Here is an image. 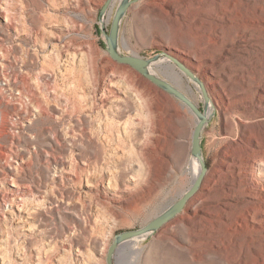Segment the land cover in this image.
<instances>
[{"label":"rangeland","instance_id":"374dc122","mask_svg":"<svg viewBox=\"0 0 264 264\" xmlns=\"http://www.w3.org/2000/svg\"><path fill=\"white\" fill-rule=\"evenodd\" d=\"M107 1L0 0V264H107L118 233L145 227L192 186L198 120L109 55ZM120 2L106 15L108 32ZM120 51L170 54L216 108L202 141L211 196L197 206L192 197L116 263L264 264V221L237 227L249 209L239 196L215 207L233 181L225 153L264 157V0H141L123 20ZM168 62L175 70L160 77L193 87L188 97L204 110L199 86Z\"/></svg>","mask_w":264,"mask_h":264},{"label":"water","instance_id":"95a60500","mask_svg":"<svg viewBox=\"0 0 264 264\" xmlns=\"http://www.w3.org/2000/svg\"><path fill=\"white\" fill-rule=\"evenodd\" d=\"M113 1L114 0H108L100 14L101 29L106 40L107 52L115 61L131 66L158 88L178 99L191 111L194 116H196L198 122L192 137V157L197 161L200 167V173L196 180L193 182L191 188L179 200H177L167 210L161 213L145 227L137 230H128L118 233L108 250L107 264H117L116 257L123 245L142 237L151 236L157 233L166 224L174 220L179 214L183 212L190 199L194 197L200 190L208 172V167L204 158V151L202 146L203 131L206 125L211 120V117H208L206 115L207 107L211 99L208 95L205 85L189 68H187L178 59L165 52L149 59L138 56L124 55L121 53L120 37L123 20L130 7L141 0H121L119 6L116 9L110 31L108 32L106 30V24L104 22ZM162 58H167L171 62H173L184 75H186L190 80H192L199 86L205 101L204 110H201L192 100H190L188 96H186L182 91L176 88L172 83L152 73L151 67Z\"/></svg>","mask_w":264,"mask_h":264},{"label":"bare ground","instance_id":"6f19581e","mask_svg":"<svg viewBox=\"0 0 264 264\" xmlns=\"http://www.w3.org/2000/svg\"><path fill=\"white\" fill-rule=\"evenodd\" d=\"M118 0H114L113 1V3H112V5H111V10H110V12H109V15H111V13H112V11H113V8H114V6H115V4H116V2H117ZM106 22V21H105ZM104 22V23H105ZM168 61H170L169 59H167V58H162L160 61H158L157 63H155V64H153V66L151 67V71H152V73H154L155 75H157V76H159L160 77V75H159V72L161 73V72H163L164 74H166L165 72H164V70L163 69H166V68H170V69H173V70H175V68L172 66V65H170L169 64V62ZM114 67H116V69L118 70V73L119 74H121V75H127L128 73H129V68L128 67H126V66H114ZM180 74V73H179ZM179 77L182 79V81H183V78H182V76H180L179 75ZM173 82V81H172ZM174 86L176 87V88H178L180 91H182L185 95H187V96H189V94L190 93H193V94H196L195 93V90L193 89V87H191V86H189V92H186L185 90H184V88H183V86L181 85V84H179V83H175L174 82ZM196 87V86H195ZM191 99H192V97L191 96H189ZM203 97V96H202ZM190 99V100H191ZM194 100V99H193ZM216 107L213 105V103H212V101H210V103H209V105H208V107H207V111H206V115L208 116V117H211L212 115H213V109H215ZM161 132V131H160ZM154 133H155V131H154ZM156 133H157V131H156ZM159 134H161V133H159ZM162 135V134H161ZM151 136V135H150ZM154 136H156V134L154 135ZM160 136V135H159ZM238 136V135H237ZM151 138V137H150ZM152 138H153V136H152ZM151 138V139H152ZM156 138V137H155ZM154 138V139H155ZM158 138V137H157ZM241 138V137H240ZM157 140V139H156ZM236 141V140H235ZM237 142V141H236ZM239 142V141H238ZM125 143V142H124ZM159 143V142H158ZM235 143V142H234ZM256 143V142H255ZM238 144V143H237ZM239 144H241V143H239ZM252 144V143H251ZM243 145H245L246 146V144H243ZM248 145V144H247ZM239 146V145H238ZM236 147V146H235ZM257 147V146H256ZM239 148H241V145H240V147ZM242 148H244V146L242 147ZM241 148V149H242ZM248 147L246 146V149H247ZM233 149V148H232ZM249 149V148H248ZM230 150H231V148H230ZM244 150V149H243ZM242 150V151H243ZM254 150H256L255 148H254ZM228 151V150H227ZM233 151H235V148H234V150ZM239 151V150H238ZM237 151V152H238ZM241 151V150H240ZM242 151H241V153H242ZM245 152H247L248 150H244ZM243 151V152H244ZM232 151H230V153H231ZM244 152V153H245ZM228 153V152H227ZM128 154V153H127ZM138 155V154H137ZM131 156V155H130ZM225 158H226V160L224 159V166L225 167H227V169L229 170V172H230V177H232L233 179V181H231V183H230V185L231 186H229L228 188H223V189H221V190H218V192H221L222 190H223V192L219 195L220 197H221V195L222 196H224L225 198H224V202L223 201H219V199L217 200V205H215V207H216V209L218 208L217 206H221V207H225L224 209L223 208H221V209H223V210H225L226 208L228 209L229 207L231 208L232 206H234L233 204H232V202L230 201L232 198H230L231 196H239V197H237V198H240L241 199V202L240 203H243L245 206H248V210L246 211V214L244 215V216H246V217H243V219H241V221H240V223H238L236 226L238 227V225L240 226V227H242L243 229H248L249 228V226H252V227H255L256 225H258V224H260V223H262L263 221H264V201H262V200H264V196H263V194L261 193L262 191H263V193H264V189H263V187H262V191L260 192V188L258 187V183H260L259 181H257L258 180V177H260V178H264V168H263V166H264V157L262 158L261 157V155L260 156H258V154L257 153H255V151L253 152V153H249V154H247L246 155V153L245 154H243V155H241L240 154V152H239V155L237 156V153H233V154H226L225 153ZM262 156H264V154L262 155ZM133 158H135V157H133ZM129 159V158H128ZM127 159V160H128ZM231 159V161H229ZM239 160V162H236V161H238ZM131 161H132V158L130 159ZM136 160V159H135ZM137 160H138V158H137ZM141 160V159H140ZM261 160V161H260ZM124 161H125V159H124ZM129 161V160H128ZM243 161H245L246 162V167L244 168H242V164H243ZM132 162H134V161H132ZM131 162V163H132ZM138 162H140V161H138ZM146 162V161H145ZM244 162V163H245ZM130 163V162H129ZM130 163V164H131ZM127 165H128V163H127ZM223 167V166H222ZM222 169V168H221ZM225 169V168H224ZM191 174H192V182H194L195 180H196V178L198 177V175H199V173H200V167H199V165H198V163H197V161L195 160V159H193V163H192V168H191ZM224 171V170H223ZM243 173H245V175H246V182L248 183L247 184V187L245 186V181L243 180V181H241V179H240V176H242V174ZM225 174H226V172L224 173V176H225ZM112 175H113V173H112ZM138 175H140L139 173H138ZM244 175V176H245ZM142 176H143V174H142ZM227 176V175H226ZM227 178V177H226ZM211 180V179H210ZM231 180V179H230ZM263 180V179H262ZM114 181V180H113ZM212 181V180H211ZM214 181H216V180H214ZM229 183V182H228ZM264 183V182H263ZM138 184V183H137ZM193 184V183H192ZM203 184V183H202ZM213 184V183H212ZM212 184H210V185H212ZM215 184V183H214ZM110 185V184H109ZM115 185V184H114ZM139 185V184H138ZM205 186H201V188H200V190L196 193V195L194 196V198H193V205H195V206H197V204H199V203H202L205 199H209V197L208 196H211V195H208L207 196V194L205 195V194H203V190H205V189H207L208 190V185L207 184H204ZM216 186V185H215ZM210 187V186H209ZM113 189H115V188H113ZM235 192H234V191ZM211 191V190H210ZM213 191H214V189H213ZM213 191H212V194H213ZM208 192V191H207ZM207 192H205V193H207ZM215 192H216V189H215ZM210 194V193H209ZM217 194H219V193H217ZM216 195V194H215ZM213 196H214V194H213ZM215 197V196H214ZM212 199H213V197H212ZM216 200V199H215ZM239 200V199H238ZM262 201V203H261V205L259 204V201ZM206 201V200H205ZM208 201V200H207ZM212 201V200H211ZM257 201H258V203H257ZM259 204V205H258ZM200 205V204H199ZM202 206V205H201ZM206 206V205H205ZM212 206V205H211ZM257 206H261V208H259V210H258V207ZM190 207H191V204H190ZM207 207V206H206ZM209 208H208V210L209 209H211L210 208V206H208ZM251 207V208H250ZM198 208V207H197ZM212 208H213V206H212ZM200 209V208H199ZM202 210H205V209H202ZM208 210H207V212H208ZM222 210V211H223ZM206 211V210H205ZM212 211V210H211ZM218 210H216V212H217ZM221 211V210H220ZM204 213V212H203ZM212 213V212H211ZM211 213H209V214H211ZM214 213V212H213ZM199 214V213H198ZM159 216V215H158ZM200 216V215H199ZM202 216V215H201ZM243 216V215H242ZM188 217V216H187ZM206 218V217H205ZM202 220H205L204 218L202 219ZM201 220V221H202ZM232 221V220H231ZM233 221H236V220H233ZM237 222H239V221H237ZM226 223H228V222H226ZM231 223V222H230ZM234 223V222H233ZM236 224V223H235ZM227 225V224H226ZM227 227H229V226H227ZM226 227V228H227ZM230 227H231V224H230ZM232 227H233V225H232ZM233 228H235V227H233ZM253 229V228H252ZM231 230V229H230ZM135 241V240H134ZM132 243L131 242H129V243H127V244H125V245H123L122 247H121V249H127L128 247V245H131ZM127 247V248H126ZM132 247V246H131ZM131 247H129V248H131ZM128 250V249H127ZM130 250H133V251H136V249L133 247L132 249H130ZM122 251V250H121ZM125 251V250H124ZM123 252V251H122Z\"/></svg>","mask_w":264,"mask_h":264}]
</instances>
